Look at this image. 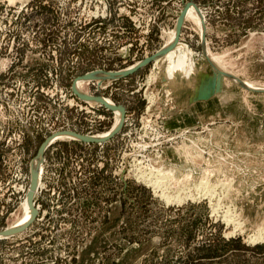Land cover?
Segmentation results:
<instances>
[{"label":"rangeland","instance_id":"obj_1","mask_svg":"<svg viewBox=\"0 0 264 264\" xmlns=\"http://www.w3.org/2000/svg\"><path fill=\"white\" fill-rule=\"evenodd\" d=\"M33 168L0 264H264V0H0V229Z\"/></svg>","mask_w":264,"mask_h":264},{"label":"water","instance_id":"obj_2","mask_svg":"<svg viewBox=\"0 0 264 264\" xmlns=\"http://www.w3.org/2000/svg\"><path fill=\"white\" fill-rule=\"evenodd\" d=\"M152 56H150V57H152ZM150 57H148V58H150ZM146 60L147 59H144V60L136 62L131 68L127 69L126 71L134 70L135 68L141 66ZM123 72H125V71H123ZM85 74H86V72L78 74V75H76L73 78L72 83H71V88H72V90L75 93L79 94V92L74 89V86H73L74 79L76 77L84 76ZM84 96H86V97H95L99 102H101L107 108H118L120 110L121 114H120V119H119L117 125L114 128H112L110 130V132L104 138H101V139H89L83 133H79V132H76V131L70 130V129H61V130L54 131V132L50 133L48 136H46L43 139V141L40 143L35 155H42V153H43L44 149L47 147V145L50 142H52L54 140V137H56V135H58L59 133H65V134L71 135V136L77 138L78 140L83 141V142H87V143H100V142H104V141L108 140L109 138L114 136L120 130V128L122 126V118H123V115H124V107H123V105L121 103L108 104L103 99V97L100 96L99 94H92V95L86 94ZM35 184H36V175L34 173L30 172L28 186H27V189H26V192H25L26 203H27V206H28V208L30 210V215L27 218V220L23 224L18 226V227L10 228V229H6L4 227V228L0 229V238L1 237H6V236H9V235H13L15 233H18L19 231H22L36 217L37 208L34 206V203H33Z\"/></svg>","mask_w":264,"mask_h":264},{"label":"bare ground","instance_id":"obj_3","mask_svg":"<svg viewBox=\"0 0 264 264\" xmlns=\"http://www.w3.org/2000/svg\"><path fill=\"white\" fill-rule=\"evenodd\" d=\"M190 7V8H189ZM188 8H189V11L186 13V16L188 15V14H191L192 13V11L195 9L194 7H192V5H190ZM187 8V9H188ZM186 9V10H187ZM195 11V10H194ZM191 12V13H190ZM197 11H195V18H197V13H196ZM184 13V14H185ZM185 16V15H184ZM194 17V16H193ZM198 20V23L199 24H202L201 23V19L198 17L197 18ZM199 26H201V25H199ZM177 37H178V29H177V31H176V33L174 32L173 33V36H172V38H171V40L166 44V47L163 49V50H161V52H164V51H167V52H169L172 48H173V46L176 44V42H177ZM123 72V71H122ZM112 74H114V73H112ZM101 75V74H100ZM104 75V74H103ZM114 75H116V73L114 74ZM91 76L88 74V75H84V76H80V77H76L75 79H74V82H73V86H74V89L75 90H77V88H76V84L79 82V81H82V80H85V79H88V78H90ZM78 91V90H77ZM89 99H91V100H96V101H98L95 97H89ZM104 99V98H103ZM108 104H112V102H110L109 100H107V99H104ZM110 109H112V110H116V111H118L120 114H121V112H120V110L118 109V108H110ZM119 119H120V116H119V118H118V121H119ZM123 120H124V115H123V118H122V122H123ZM118 121H117V123H118ZM117 123L115 124V126L117 125ZM114 126V127H115ZM113 127V128H114ZM110 132V131H109ZM108 132V133H109ZM107 133V134H108ZM107 134H104V135H102V136H100V135H97V136H89V135H85L87 138H89V139H101V138H104ZM62 137H69V138H75V137H73V136H71V135H68V134H65V133H59L58 135H56V137H54V139H56V138H62ZM41 155H37V157H36V159H41ZM36 162H37V160H35ZM38 162L40 163V160H38ZM138 170V169H137ZM33 173L36 175V184H35V190H34V193L36 192V190H37V182H38V169L37 168H33ZM140 173V175H139V178H141L142 180H144V181H146L147 182V184L149 183V184H151V185H153V188H154V190H155V192L157 191V190H160L161 191V194H162V197H164V199H166L165 201L168 203L170 200H173V201H175V202H181V201H183L184 199H186L187 198V196L186 195H184V196H182L181 194L179 195V193L177 192V194L176 195H171V193L170 194H167V193H165V191L163 190L164 188H162L163 187V185H166L165 183H164V180H162L163 178L165 179V176H162V175H156L155 173V171H153V170H151V171H149V172H147V173H143L142 174V172H139ZM158 174V173H157ZM138 179V178H137ZM168 181V180H167ZM145 183V182H144ZM179 191H181V190H179ZM161 197V196H160ZM161 197V198H162ZM172 202V201H171ZM24 204H25V208H26V214H25V216L19 221V222H17V224H15V225H13V226H11V227H9V228H7V229H10V228H15V227H18V226H20L21 224H23L26 220H27V218L29 217V215H30V210H29V208H28V206H27V203H26V197H25V202H24ZM1 238H3V237H1Z\"/></svg>","mask_w":264,"mask_h":264}]
</instances>
